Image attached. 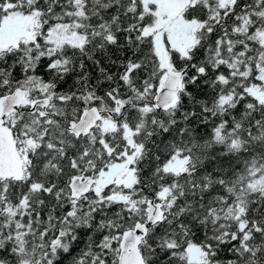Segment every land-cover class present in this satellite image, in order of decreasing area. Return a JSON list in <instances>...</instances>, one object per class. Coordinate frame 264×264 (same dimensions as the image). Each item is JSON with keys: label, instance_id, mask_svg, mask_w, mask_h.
I'll list each match as a JSON object with an SVG mask.
<instances>
[{"label": "snow or ice", "instance_id": "6c2138e0", "mask_svg": "<svg viewBox=\"0 0 264 264\" xmlns=\"http://www.w3.org/2000/svg\"><path fill=\"white\" fill-rule=\"evenodd\" d=\"M0 264H264V0H0Z\"/></svg>", "mask_w": 264, "mask_h": 264}]
</instances>
